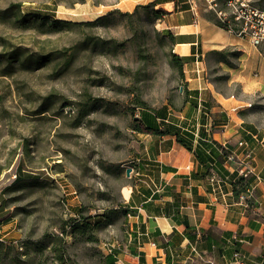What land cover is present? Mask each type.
Masks as SVG:
<instances>
[{"label": "rangeland", "instance_id": "rangeland-1", "mask_svg": "<svg viewBox=\"0 0 264 264\" xmlns=\"http://www.w3.org/2000/svg\"><path fill=\"white\" fill-rule=\"evenodd\" d=\"M135 1L0 0V264H108L125 244L144 139L135 125L174 118L186 86L163 16ZM40 15L71 25L54 30ZM220 52L202 62L205 78L264 131V95L229 84L238 53ZM79 221L91 227L72 233Z\"/></svg>", "mask_w": 264, "mask_h": 264}, {"label": "crops", "instance_id": "crops-1", "mask_svg": "<svg viewBox=\"0 0 264 264\" xmlns=\"http://www.w3.org/2000/svg\"><path fill=\"white\" fill-rule=\"evenodd\" d=\"M151 2L167 12L163 21L174 37L173 53L185 60L189 101L174 118L167 113V122L179 129L180 139L191 149L171 135L141 133L144 139L133 167L135 180L126 196L131 217L127 218L125 244L109 250L107 262L230 264L234 249L248 257L247 264L264 262V131L246 125L238 115L244 106L232 94L220 93L205 78L204 68L197 71L209 55L231 48L238 53V67L228 69L229 84L237 83L242 93L259 90L264 95V57L256 50L247 52V42L221 30L206 14L200 12L195 20L189 0H136L131 8ZM196 102L197 108L192 105ZM156 121L146 120L149 127L159 128ZM240 140L247 147L239 148ZM208 142L226 144L225 150L237 158L217 164L216 169L228 175L240 165L246 171L252 169L248 187H255L256 204L235 200L226 181L219 191L212 190L205 174L214 167L203 153ZM196 148L203 162L195 157Z\"/></svg>", "mask_w": 264, "mask_h": 264}, {"label": "built area", "instance_id": "built-area-1", "mask_svg": "<svg viewBox=\"0 0 264 264\" xmlns=\"http://www.w3.org/2000/svg\"><path fill=\"white\" fill-rule=\"evenodd\" d=\"M190 10L193 13L194 19L198 20L200 12L212 13L215 20V25L227 34L247 42L254 49L264 48V0H189ZM200 72V67L197 68ZM226 144L222 145L225 148ZM239 148L247 147L244 140L237 143ZM246 158L250 157V152L245 154ZM236 156L233 152L229 153L225 162H235ZM238 175L247 176L252 173V169L247 171L242 169L240 165L237 169ZM17 175L14 174L12 179H16ZM256 179L258 177L256 176ZM209 184L214 192L219 191L222 186L221 178L214 172L208 178ZM239 202L246 205L248 200L256 203L255 187H248L240 196ZM131 214H127L130 218ZM244 242V240H240ZM16 247L21 250L22 247L18 246V241H14ZM248 257L241 252H234L230 264H247ZM256 264H264L260 261Z\"/></svg>", "mask_w": 264, "mask_h": 264}, {"label": "trees", "instance_id": "trees-1", "mask_svg": "<svg viewBox=\"0 0 264 264\" xmlns=\"http://www.w3.org/2000/svg\"><path fill=\"white\" fill-rule=\"evenodd\" d=\"M157 3L155 2H151L149 3V5H151L152 8H154L156 6ZM147 7V6H146ZM154 17L156 19L161 18V16H164L165 14H167L166 11L162 10V9H157V10H152L151 12ZM208 17V20L215 23L214 20V16L212 15V13H207L206 14ZM38 18L37 21H39L41 24L45 23L46 21H50L49 26L54 29V30H59L62 29L65 25H71L69 22H65V21H60V20H48V18L43 17V16H35ZM31 18L30 15L28 14H22L21 16V20H18L19 23H27V21ZM167 36L168 39L170 40V42L172 43V46L175 44L174 41V37L173 34L167 30ZM14 53H12L11 55H13ZM16 54V53H15ZM214 54H218L221 55L220 51H216L214 52ZM171 61L178 67L180 73H181V77L184 78L183 75V65H184V58L171 53ZM183 92L185 94V103L187 101H189V95L190 93L188 92L186 86L183 85ZM192 105L197 108L198 104L196 103H192ZM161 113H163V111H161ZM150 116H146L144 115L143 118L141 120H138L137 124L135 125V131H137L138 133L141 132H148L151 131L152 133L156 134V135H171L174 136L176 138V141L185 146L188 150L191 149V146L187 144H185L183 142V140L180 139L179 137V129H177L176 127H174L173 125L169 124L167 121V115H164L162 117L159 116H154L153 119L158 123L159 128H152L149 127L148 123L146 122L147 118H149ZM141 123V125H140ZM188 137L190 140H195V136H193L192 134H188ZM195 157L199 160V162H203V160L201 159V156L199 154V152L197 151V148L194 149L193 151ZM203 153L209 157L210 161H211V167L213 166L214 169L213 171L207 170L206 174L208 177L211 175L212 172H214L215 174H217L222 181H226L230 186H231V190H232V195L234 197L235 200L239 199V196L246 190V188L249 186L250 183V179L252 178L251 176H243V175H238V172H233L232 175H228L226 172H222V170L219 168H215V166L217 164L219 165H223V163L226 161V157L229 155V153L225 150V148L222 147V145H219L217 143H213V142H208V144L205 146ZM16 179H18L16 177ZM15 179V181H16ZM14 181V182H15ZM223 184V182H222ZM222 187V186H221ZM155 195H157V193H154L152 196L154 197ZM256 204L254 201L252 200H248L246 202V205H254ZM127 208V207H126ZM129 209V208H127ZM131 211L127 212V210H124V213L127 215L128 213H130ZM91 224L87 221H79L75 224H73L71 226L72 229V233L75 232H82L85 231V228H90ZM243 239V238H242ZM237 242V241H236ZM18 253H20V255H24V252H19L18 250H16ZM234 252H239L238 249H234ZM233 252V253H234ZM233 255V254H232Z\"/></svg>", "mask_w": 264, "mask_h": 264}, {"label": "water", "instance_id": "water-1", "mask_svg": "<svg viewBox=\"0 0 264 264\" xmlns=\"http://www.w3.org/2000/svg\"><path fill=\"white\" fill-rule=\"evenodd\" d=\"M130 171H131V169H127L126 170V175H129Z\"/></svg>", "mask_w": 264, "mask_h": 264}, {"label": "bare ground", "instance_id": "bare-ground-1", "mask_svg": "<svg viewBox=\"0 0 264 264\" xmlns=\"http://www.w3.org/2000/svg\"><path fill=\"white\" fill-rule=\"evenodd\" d=\"M127 196V193L125 194V197Z\"/></svg>", "mask_w": 264, "mask_h": 264}]
</instances>
